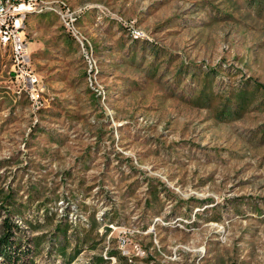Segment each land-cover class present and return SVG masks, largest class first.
<instances>
[{"label":"rangeland","instance_id":"rangeland-1","mask_svg":"<svg viewBox=\"0 0 264 264\" xmlns=\"http://www.w3.org/2000/svg\"><path fill=\"white\" fill-rule=\"evenodd\" d=\"M43 1L84 6L68 31L90 47L35 62L47 111L0 86V223L9 200L53 215L31 263L264 264V0ZM42 13L33 38L65 34L58 7L22 18ZM63 223L88 233L64 256Z\"/></svg>","mask_w":264,"mask_h":264},{"label":"built area","instance_id":"built-area-1","mask_svg":"<svg viewBox=\"0 0 264 264\" xmlns=\"http://www.w3.org/2000/svg\"><path fill=\"white\" fill-rule=\"evenodd\" d=\"M60 8V16L56 20L63 21L64 33L71 38H75L68 31V23L73 20V14L81 7H69L67 3L47 4L43 0H0V86L11 88L16 97L23 99H33L35 111L39 110V105L46 103V85L44 77L27 64L29 49L25 36H23L22 12L25 8ZM85 49L87 48L85 38H75ZM87 69L91 70V65L87 60ZM47 100V101H46Z\"/></svg>","mask_w":264,"mask_h":264},{"label":"trees","instance_id":"trees-1","mask_svg":"<svg viewBox=\"0 0 264 264\" xmlns=\"http://www.w3.org/2000/svg\"><path fill=\"white\" fill-rule=\"evenodd\" d=\"M59 37L62 38V41L65 43V49L69 52V49L74 44L73 40L68 34H62ZM135 40V39H134ZM75 46V44H74ZM206 74L203 76L202 86L197 92L196 101L201 99L203 96H207V93H204V88L206 86ZM24 100V99H21ZM19 100L18 102H20ZM236 104L238 105V108H241L243 105V97L242 94H239L236 96ZM25 101V100H24ZM17 102V103H18ZM26 102V101H25ZM226 109V104H223L221 107V110L218 114H222ZM48 106L42 109H39L40 111H47ZM235 112V109L233 110ZM36 127H39V125H36ZM47 136L51 139H54L55 137H52V134L49 132ZM56 140H59L55 138ZM150 192H155V189L153 187H150ZM1 192V189H0ZM154 196V195H153ZM152 196L151 202L155 201V198ZM3 201L9 200V195H4L2 197ZM11 204L14 205V209L10 207H6L5 211L6 214H10L9 217L6 216L1 220L0 223V264H32L31 258L32 253L37 251L39 247H42L41 245L46 241V234L41 232L39 234H35L31 237H28L26 234V229L29 230H36L38 229L41 224L38 222V220L42 221H49L53 217V215H50L49 211L47 209H41L40 207L37 208L35 206L34 211H32L33 215L29 214V211L27 209L26 205H23L21 203H12L11 200H9ZM39 206V205H38ZM42 210V211H40ZM16 218L19 220H23L26 223V226H22L15 222ZM37 222V223H36ZM92 226V223H88V229L86 231L88 232ZM71 225L68 223L58 224L56 227H54V233L52 238L49 240L50 245L48 246V250H54L55 253H58L60 255H65V251L67 250V247H70L71 253H75L79 250V248L82 246V242L87 241L88 233H83L82 235L75 230V228H72ZM71 230V235L73 238V241L71 244H69V241L66 236V232ZM85 231V232H86ZM56 236V237H55ZM57 240H59L57 242ZM92 242V240L90 241ZM68 256H66V260H68ZM93 264H103V259L101 257H94L93 258Z\"/></svg>","mask_w":264,"mask_h":264},{"label":"crops","instance_id":"crops-1","mask_svg":"<svg viewBox=\"0 0 264 264\" xmlns=\"http://www.w3.org/2000/svg\"><path fill=\"white\" fill-rule=\"evenodd\" d=\"M87 16V14H85ZM84 15V17H85ZM89 18V15H88ZM82 19L79 20L81 22ZM22 22H24V36H28L26 39L27 46L30 53V58L34 64L35 70L37 73H41V70L37 69L35 66V62L38 60H46L51 57L50 51L51 48L59 50L62 54L69 55V52L65 49V43L62 41V38L59 37L62 34L49 37L45 39L43 37H35L33 36L39 32L40 29L45 28L46 30L55 29L56 25L54 24V16L51 13H42V14H28L26 18H22ZM30 33V34H29ZM53 46V47H52ZM41 66V65H40ZM39 66V67H40ZM52 77L63 79V75L60 72H57L52 75ZM47 84V80H45ZM41 227V226H40Z\"/></svg>","mask_w":264,"mask_h":264},{"label":"bare ground","instance_id":"bare-ground-1","mask_svg":"<svg viewBox=\"0 0 264 264\" xmlns=\"http://www.w3.org/2000/svg\"><path fill=\"white\" fill-rule=\"evenodd\" d=\"M26 9H28V8H25L24 9V11L26 10ZM24 11L22 12V13H24ZM73 20H74V17H73ZM72 21V20H71ZM70 21V22H71ZM22 26H23V22H22ZM68 30H69V23H68ZM23 31H24V26H23ZM23 36H24V32H23ZM28 56H30V53H29V55ZM28 56H27V64L29 65V63H28ZM30 66V65H29ZM32 68V67H31ZM36 72V71H35Z\"/></svg>","mask_w":264,"mask_h":264}]
</instances>
